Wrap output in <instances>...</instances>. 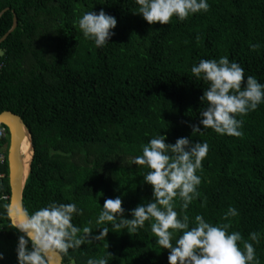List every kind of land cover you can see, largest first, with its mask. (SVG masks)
Here are the masks:
<instances>
[{"label": "trees", "instance_id": "16d2710c", "mask_svg": "<svg viewBox=\"0 0 264 264\" xmlns=\"http://www.w3.org/2000/svg\"><path fill=\"white\" fill-rule=\"evenodd\" d=\"M208 3V11L184 21L173 16L168 24H149L135 13L136 0H0V12L7 8L0 15V38L17 19L0 42V112L21 117L33 150L24 210L31 213L50 200L75 203L82 214H74L72 223L83 229L91 221L98 233L95 220L105 199L121 197L129 219L127 210L151 199L145 169L132 164L148 140L160 132L166 143L191 137L206 141L209 150L197 170L200 195L184 211L176 198L178 216L228 223L229 232L249 241L251 232L260 233L254 247L264 264V103L237 114L240 136L211 128L192 133L190 127L205 106L199 97L207 84L190 71L200 59L227 56L245 77L264 84V0ZM101 9L117 24L110 41L98 48L84 38L77 20ZM0 127L6 130L0 137V264H17L19 233L8 216V147L2 148L9 134ZM229 207L238 215L225 220ZM109 230L103 240L60 253L62 263L107 257L108 264H168L169 250L156 243L149 221L136 233Z\"/></svg>", "mask_w": 264, "mask_h": 264}, {"label": "clouds", "instance_id": "9594fccd", "mask_svg": "<svg viewBox=\"0 0 264 264\" xmlns=\"http://www.w3.org/2000/svg\"><path fill=\"white\" fill-rule=\"evenodd\" d=\"M136 4L135 13L149 24H168L173 16L184 21L210 8L208 0H136ZM77 24L84 38L99 48L115 34L112 30L117 20L101 9L85 12ZM190 71L207 84L199 97L205 106L199 111V123L190 125L192 133L211 128L218 134L240 136L243 121L236 118L237 114L246 115L264 103V84L252 75L245 77L240 64L227 56L200 59ZM208 150L206 141H193L191 137H179L174 143H166L161 132L151 137L142 154L132 160V164L145 169L143 183L151 186V199L127 210L130 219L125 216L121 197L105 199L95 220L98 233L93 232L91 221L83 229L72 223L74 214H82L75 203L50 200L31 213L25 209L16 218L10 216V228L19 233L15 246L17 264H49L50 253L66 254L82 244L103 240L110 228H130L131 233H136L146 221L150 222L156 243L169 250L168 264H259L254 244L260 242V233L251 232L250 242L239 231L229 232L228 223L213 224L202 215H196L194 221L187 214L178 216L176 198L182 201L180 208L184 211L200 195L197 170ZM237 215L238 210L229 207L224 219ZM177 232L180 234L173 243ZM3 259L4 253L0 252V260ZM87 264H108V259L89 258Z\"/></svg>", "mask_w": 264, "mask_h": 264}, {"label": "water", "instance_id": "95a60500", "mask_svg": "<svg viewBox=\"0 0 264 264\" xmlns=\"http://www.w3.org/2000/svg\"><path fill=\"white\" fill-rule=\"evenodd\" d=\"M7 9V8H6ZM2 10L0 15L6 10ZM17 24L16 16L13 18V25L1 38L4 40L7 35L15 28ZM0 124L6 126L9 134V145L7 149V164H8V181L10 187V197L8 204V216L16 218L17 213L23 212L22 191L30 170V162L32 159V145L30 133L23 123L21 117L9 110L0 112ZM27 133L31 147V156L28 161L27 168L24 167V161L20 154L21 142L24 135ZM11 221V220H10ZM49 264H63L62 256L58 252L49 254Z\"/></svg>", "mask_w": 264, "mask_h": 264}, {"label": "bare ground", "instance_id": "6f19581e", "mask_svg": "<svg viewBox=\"0 0 264 264\" xmlns=\"http://www.w3.org/2000/svg\"><path fill=\"white\" fill-rule=\"evenodd\" d=\"M20 154L24 161V167L27 168V164L31 156V147L27 133H25L24 139L21 142Z\"/></svg>", "mask_w": 264, "mask_h": 264}, {"label": "built area", "instance_id": "2783aa9c", "mask_svg": "<svg viewBox=\"0 0 264 264\" xmlns=\"http://www.w3.org/2000/svg\"><path fill=\"white\" fill-rule=\"evenodd\" d=\"M6 136V130L4 127H0V137H5ZM4 163V154L0 148V164ZM1 175V174H0Z\"/></svg>", "mask_w": 264, "mask_h": 264}, {"label": "rangeland", "instance_id": "374dc122", "mask_svg": "<svg viewBox=\"0 0 264 264\" xmlns=\"http://www.w3.org/2000/svg\"><path fill=\"white\" fill-rule=\"evenodd\" d=\"M6 147H8V146L4 145V147H2V148L5 150V149H6Z\"/></svg>", "mask_w": 264, "mask_h": 264}]
</instances>
